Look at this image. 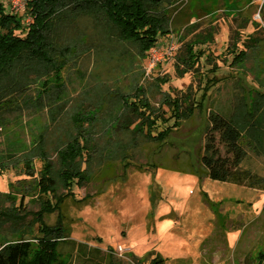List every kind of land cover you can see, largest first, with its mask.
<instances>
[{"label":"rangeland","instance_id":"rangeland-1","mask_svg":"<svg viewBox=\"0 0 264 264\" xmlns=\"http://www.w3.org/2000/svg\"><path fill=\"white\" fill-rule=\"evenodd\" d=\"M0 1L16 16L24 14L11 9V0ZM169 12L171 26L160 39L172 37L176 49L148 77L142 73L147 56L142 59L121 43H98L91 18L80 14V48L73 49V62L63 71L68 88L37 100L38 85L29 78L23 112H3L0 118V156L40 139L54 162L56 149L73 134L70 115L81 101L99 104L110 117L118 109L112 92L136 81L147 88L153 106L160 92L189 94L201 103L200 111L158 144L141 141L119 150L116 158L91 164L83 185L47 188L39 158L32 161V173L22 162L3 166L0 243L32 241L43 225L61 224L69 238L101 250L102 259L93 264H135L136 258L148 264L154 254L165 264H264V182L212 180L199 161L210 111L229 115L239 102L247 109L260 105L264 125V4L259 17L255 0H179ZM210 30L213 39L203 43ZM250 36L260 46L247 60L230 64L228 45L235 39L243 48ZM189 41L202 57L194 70L180 75L182 64L175 57ZM162 108L168 116L170 110ZM163 127L158 123L155 130ZM241 168L264 179L263 151L248 149ZM72 264L83 263L75 259Z\"/></svg>","mask_w":264,"mask_h":264},{"label":"trees","instance_id":"trees-1","mask_svg":"<svg viewBox=\"0 0 264 264\" xmlns=\"http://www.w3.org/2000/svg\"><path fill=\"white\" fill-rule=\"evenodd\" d=\"M178 1L25 0L22 16H16L0 1V118L3 112H23L27 101L24 95H29V78L38 85L37 100L45 96L50 99L68 88L63 71L73 62V49L80 48L81 30L77 24L80 14L91 18L98 43L124 44L143 59L160 36L168 32L172 22L169 10ZM213 35L214 30L208 31L202 37L203 43L211 41ZM243 45L237 48L235 39L228 45L227 50L232 53L230 64L247 60L252 50L260 46L253 36ZM201 57L202 52L193 48L192 41L185 42L182 54L175 57L182 64L179 74L194 70ZM160 80L164 82V78ZM111 97L118 109L110 117L103 116L99 104L88 100L75 107L70 115L73 134L56 149L54 162L44 150L43 141L38 139L25 150L2 154L0 168L22 162L25 172L32 173V161L39 158L47 188L69 187L73 182L83 185L91 175V164L116 158L119 150L135 148L141 141L160 143L168 132L201 109L194 96L172 97L168 92H160L159 104L153 106L147 88L138 81L127 90L116 89ZM185 99L188 102L184 105ZM164 105L170 110L168 116L162 108ZM260 109V105L252 104L247 109L245 102H239L229 115L218 111L208 113L199 161L209 179L264 182L241 168L248 149L264 153ZM158 123L164 127L156 131ZM124 157H128L127 152ZM260 255L261 252L256 258ZM102 257L99 248L69 238L61 224L43 225L41 235L32 241L20 238L0 243V264H72L75 259L93 264L92 261ZM134 262L141 264L139 258ZM148 264H165V259L154 254Z\"/></svg>","mask_w":264,"mask_h":264},{"label":"built area","instance_id":"built-area-1","mask_svg":"<svg viewBox=\"0 0 264 264\" xmlns=\"http://www.w3.org/2000/svg\"><path fill=\"white\" fill-rule=\"evenodd\" d=\"M3 4L6 6L5 3ZM255 4L257 6L256 17H259V12L264 4V0H255ZM11 5V9H19L24 12L25 0H11ZM28 20L29 18H26V21ZM175 49L176 45L172 37L158 40L157 44L148 50L146 64L144 66V76L148 77L153 67H155L163 57L171 56Z\"/></svg>","mask_w":264,"mask_h":264}]
</instances>
